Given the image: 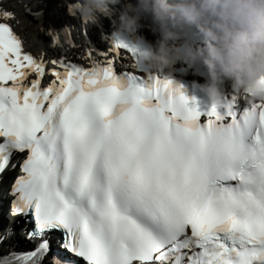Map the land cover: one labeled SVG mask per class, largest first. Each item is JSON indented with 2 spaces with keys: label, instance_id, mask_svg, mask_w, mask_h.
Instances as JSON below:
<instances>
[{
  "label": "snow or ice",
  "instance_id": "6c2138e0",
  "mask_svg": "<svg viewBox=\"0 0 264 264\" xmlns=\"http://www.w3.org/2000/svg\"><path fill=\"white\" fill-rule=\"evenodd\" d=\"M122 50L132 63L118 72ZM100 56L49 68L0 22V173L24 155L12 211L35 222L34 248L0 264H44L54 232L84 264H251L264 252V104L231 95L202 111L138 71L123 41Z\"/></svg>",
  "mask_w": 264,
  "mask_h": 264
},
{
  "label": "clouds",
  "instance_id": "9594fccd",
  "mask_svg": "<svg viewBox=\"0 0 264 264\" xmlns=\"http://www.w3.org/2000/svg\"><path fill=\"white\" fill-rule=\"evenodd\" d=\"M111 5H120V28L129 33L150 19L159 31L154 44L138 50L155 78L176 61L189 68L202 64L208 78L196 87L212 105L225 104L226 81L231 82L232 97L250 106L264 104V0H73L72 9L89 25L97 14ZM194 26L203 44L181 39L178 28ZM251 264H264V252L254 255Z\"/></svg>",
  "mask_w": 264,
  "mask_h": 264
},
{
  "label": "bare ground",
  "instance_id": "6f19581e",
  "mask_svg": "<svg viewBox=\"0 0 264 264\" xmlns=\"http://www.w3.org/2000/svg\"><path fill=\"white\" fill-rule=\"evenodd\" d=\"M9 1L0 0V8L10 11L16 16L18 23L16 31L23 38L26 49L35 54H45L46 58H50L58 52L59 47L65 49L68 57L84 56L87 50H91L95 57L101 58V52L111 49L106 42L108 33L106 25L109 26L113 21L119 20L122 11L120 5H111L105 12L98 13L95 22L89 25L77 14L74 15V10L69 11V5L73 4V0H16L15 5H11ZM125 2L130 3L133 0H125ZM35 13L41 15L37 17L34 15ZM41 20L44 32H41ZM142 24L143 27L137 30L138 34L154 44L159 36L156 26L150 19L142 20ZM48 30H52L54 34L58 35V41L55 44L52 43L51 36L47 34ZM123 55L124 59L119 60L122 64L127 60V54L123 52ZM86 57L84 56L80 60L85 62ZM47 66L49 67V65ZM226 83V87L232 89L231 82L226 81ZM8 184L9 182L5 183L6 188ZM3 190L4 185L0 187L1 203ZM22 222H25V219H22ZM2 226L0 227V237L5 234ZM5 236L4 238H6ZM13 237L14 235L10 234L6 239L12 241Z\"/></svg>",
  "mask_w": 264,
  "mask_h": 264
},
{
  "label": "rangeland",
  "instance_id": "374dc122",
  "mask_svg": "<svg viewBox=\"0 0 264 264\" xmlns=\"http://www.w3.org/2000/svg\"><path fill=\"white\" fill-rule=\"evenodd\" d=\"M11 5H15L16 4V0H10L9 1ZM62 50V49H61ZM3 200V198L1 197V201ZM3 202V201H2ZM1 203V202H0ZM6 220V218H5ZM2 226V224H0V227ZM2 232V231H1ZM6 237V236H5ZM9 239V238H8ZM1 250V249H0Z\"/></svg>",
  "mask_w": 264,
  "mask_h": 264
}]
</instances>
